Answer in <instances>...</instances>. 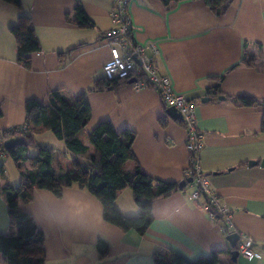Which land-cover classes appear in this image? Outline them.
Segmentation results:
<instances>
[{
  "label": "crops",
  "instance_id": "obj_1",
  "mask_svg": "<svg viewBox=\"0 0 264 264\" xmlns=\"http://www.w3.org/2000/svg\"><path fill=\"white\" fill-rule=\"evenodd\" d=\"M77 2L91 20L87 26L72 22ZM114 2L0 0V147L4 131L26 128L28 99L47 101L49 92L59 90L72 102L84 99L87 104L89 121L79 132L84 141L94 126L109 120L117 131L134 132L132 151L142 171L179 183L188 166L186 132L181 118L167 114L169 106L158 92L135 90L133 79L115 88L88 90L104 77L102 65L110 57L104 32L112 26ZM129 13L134 39L158 41L160 72L169 76L177 93L195 103L197 127L204 133L202 170L231 212L229 233L249 236L258 255L239 254L236 263L231 261L222 218L210 216L203 200L190 199L187 183L184 190L152 203V221L143 234L104 221L100 202L75 186L63 188L61 196L25 187L32 198L27 202L8 203L0 192V232L9 230L13 209L21 206L42 232V243L32 247L36 255L43 248L44 264H155L156 251L168 259L181 255L189 260L219 251L217 264H264V0H232L219 15L204 0H131ZM18 35L33 39L29 67L18 60ZM212 86L218 94L207 91ZM204 97L209 99L201 101ZM49 132L36 133V141L56 148L54 168L72 169L76 162L63 152L64 142ZM12 156L11 150L0 153L5 174L0 188L8 183L21 191L24 181ZM249 160L257 163L249 166ZM24 165L35 167L31 159ZM124 167L132 171L134 161ZM116 195L124 215L139 213L129 186L118 188ZM99 239L108 244L103 256Z\"/></svg>",
  "mask_w": 264,
  "mask_h": 264
},
{
  "label": "trees",
  "instance_id": "obj_2",
  "mask_svg": "<svg viewBox=\"0 0 264 264\" xmlns=\"http://www.w3.org/2000/svg\"><path fill=\"white\" fill-rule=\"evenodd\" d=\"M231 1L204 0L218 15ZM73 15L72 22L78 26H87L91 22L78 2L75 4ZM17 40L18 60L22 61L25 67H29L28 55L34 50L33 39L18 35ZM125 81L119 80L115 84H110L102 77L94 81L88 90L100 91L109 87L115 88ZM207 91L218 94L219 89L212 86L208 87ZM238 97L251 98L246 95L236 96ZM229 99L234 100L235 97H229ZM25 113L27 123L25 129H12L2 133L3 138L19 133L25 137L26 141V144L11 150L14 161L18 160L17 166L21 179L24 181V188L20 191L21 187L4 183L0 192L8 203L16 199L23 202L32 199L30 193L25 194V187L47 189L56 196H61L63 188L75 186L88 192L100 202L104 221L143 234L152 221V203L158 198L186 188V186H179L178 182L154 179L142 171L132 151L134 132L129 129L117 131L109 120H103L90 131L87 142L84 141L79 132L88 124L90 117L84 99L72 102L64 93L52 90L48 94L47 101L28 99L25 102ZM38 127L41 128L37 129ZM42 129L50 131L57 139L64 142L63 152L70 155L76 162L72 169L63 171L52 166V156L56 148L49 143H39L35 139V134L40 133ZM89 145L93 148V153H90ZM30 149L35 150V155H29ZM4 151L6 150L1 146L0 153ZM28 159L35 164L34 168H25L24 163ZM128 160L134 161L132 171L124 167ZM0 176L5 177L3 169H0ZM126 185L131 189L133 201L139 207V213L134 216L124 215L116 205V191ZM199 199L206 205L205 196ZM12 218L14 223L9 230L0 232L2 259L7 264H44L43 248L42 251L40 250L41 253L36 255L32 247L34 242L41 244L43 236L31 213L17 206L12 211ZM98 242L101 245L100 255L103 256L108 249V244L102 239ZM218 254L219 251H212L194 260L186 259L181 255L168 259L163 252L156 251L153 259L155 264H217Z\"/></svg>",
  "mask_w": 264,
  "mask_h": 264
},
{
  "label": "built area",
  "instance_id": "obj_3",
  "mask_svg": "<svg viewBox=\"0 0 264 264\" xmlns=\"http://www.w3.org/2000/svg\"><path fill=\"white\" fill-rule=\"evenodd\" d=\"M131 0H115L110 12L112 26L104 32V40L109 46L110 57L102 65V74L107 81L133 79L135 90L153 88L161 100L168 106L175 107L182 116L186 132L188 166L184 170V179L191 178L188 197L197 200L206 197V209L210 216H220L223 220L222 231L229 233L231 212L219 202V197L210 188L208 174L202 170L200 153L204 147V133L196 123V105L184 95L173 89L168 75L160 72L156 61L158 41L150 38L136 41L132 35V22L129 13ZM137 59V61L135 60ZM249 236L239 233L236 248L239 254L252 258L257 256L251 247Z\"/></svg>",
  "mask_w": 264,
  "mask_h": 264
},
{
  "label": "water",
  "instance_id": "obj_4",
  "mask_svg": "<svg viewBox=\"0 0 264 264\" xmlns=\"http://www.w3.org/2000/svg\"><path fill=\"white\" fill-rule=\"evenodd\" d=\"M135 60L137 61V59L135 58ZM132 80H130L131 82ZM217 85H219V83H217ZM220 98H223V96H220ZM209 97H204L201 98V101H205L208 100ZM167 114L173 118H181L182 116L180 114V112L173 106H169L166 110ZM26 144L25 141V137L22 134H12V135H8L6 138H4V140L2 141V147L9 151V150H13L14 148H16L19 145H24ZM257 162L254 160H249L248 161V165L252 166L255 165ZM260 166L264 167V158L260 161ZM191 182V178H187L186 180H182L179 182V186H185L186 183ZM226 240L229 242L230 247H231V251H230V259L232 262L236 263L237 259L239 257V251L236 248V244L237 241L239 240V234L238 232H230L226 235ZM257 244H251V247L253 248L254 246H256Z\"/></svg>",
  "mask_w": 264,
  "mask_h": 264
},
{
  "label": "rangeland",
  "instance_id": "obj_5",
  "mask_svg": "<svg viewBox=\"0 0 264 264\" xmlns=\"http://www.w3.org/2000/svg\"><path fill=\"white\" fill-rule=\"evenodd\" d=\"M49 134H51V133L49 132ZM40 139H41V138H40ZM42 142H43V141H42ZM29 151H30L31 153H35L34 150H32V149H30ZM184 180H186V179H184ZM16 185H19V184H16ZM0 264H5L4 261H3L1 258H0Z\"/></svg>",
  "mask_w": 264,
  "mask_h": 264
}]
</instances>
